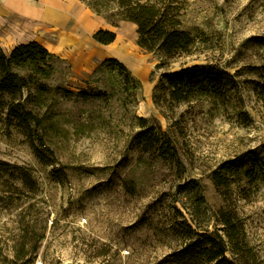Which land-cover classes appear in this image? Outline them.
I'll return each mask as SVG.
<instances>
[{"label": "rangeland", "instance_id": "rangeland-1", "mask_svg": "<svg viewBox=\"0 0 264 264\" xmlns=\"http://www.w3.org/2000/svg\"><path fill=\"white\" fill-rule=\"evenodd\" d=\"M174 2L181 29L195 37L187 53L168 59L148 52L137 45L134 24L109 22L86 7L116 33L114 43L91 39L86 49L74 42L69 55L58 54L52 89L23 95L43 121L39 128L24 131L0 113V162L7 165L0 167V264H183L174 254L190 242L188 227L195 239L224 237L220 210L236 214L244 237L224 264H264V181L243 175L248 154L264 158V106L255 91L264 80V0ZM37 34L50 50L58 45L56 35ZM108 58L128 68L139 91L121 93L117 78L94 73ZM195 65L233 75L224 104L174 105L155 89L164 74ZM150 127L156 138L158 128L166 133L179 166L137 142ZM236 160L244 162L238 173L222 169ZM214 172L225 176L223 185L215 186ZM192 181L206 202L199 214L195 194L181 189Z\"/></svg>", "mask_w": 264, "mask_h": 264}, {"label": "trees", "instance_id": "trees-1", "mask_svg": "<svg viewBox=\"0 0 264 264\" xmlns=\"http://www.w3.org/2000/svg\"><path fill=\"white\" fill-rule=\"evenodd\" d=\"M91 12L107 21L118 20L132 23L137 28V45L148 51L161 53L171 59L181 53L190 51L195 43V37L181 29L180 10L174 0H79ZM92 39L95 43L108 46L116 40V33L100 29ZM60 58L49 52L37 42L15 46L9 53L0 47V113L5 114L9 125H14L24 131L39 128L43 121L31 110L24 106L23 95L33 90L37 94L48 93L52 88L48 85L54 76ZM95 74L101 73L118 79L121 93L134 95L141 88V83L128 68L115 58L103 60L95 69ZM233 82V75L215 65H195L178 72L164 74L157 89L167 91V97L174 104L190 103L203 98L224 104ZM60 89V88H53ZM256 95L264 106V80L257 86ZM72 93V92H68ZM86 94L79 92L78 96ZM153 102L159 107L160 96L153 94ZM145 123V120H141ZM136 137L143 149L150 151L158 149L161 154L176 166L180 165L177 153L166 133L161 132L162 138H156L154 128H144ZM35 154L44 161V156L35 148ZM250 166L243 175L249 179L264 181V158L248 154ZM236 163V165H233ZM244 162L236 160L222 166L226 172L237 171ZM0 167H7L0 162ZM237 169V170H234ZM213 182L216 187L225 183V176L214 172ZM183 191L195 194L194 209L199 214L200 206L206 204L199 184L192 181L183 186ZM218 222L223 226L224 237L217 232L198 235L192 238L193 230L188 227L190 242L174 254V258L183 264H203L218 261V264L229 263L226 255L229 250H240L244 241L242 225L235 213L219 211ZM186 233V232H185Z\"/></svg>", "mask_w": 264, "mask_h": 264}, {"label": "crops", "instance_id": "crops-1", "mask_svg": "<svg viewBox=\"0 0 264 264\" xmlns=\"http://www.w3.org/2000/svg\"><path fill=\"white\" fill-rule=\"evenodd\" d=\"M100 29H104L102 19L76 0H0V47L5 53L15 46L37 42L58 57L69 55L74 42L90 47L93 34ZM39 32L59 38L54 50L36 37Z\"/></svg>", "mask_w": 264, "mask_h": 264}]
</instances>
